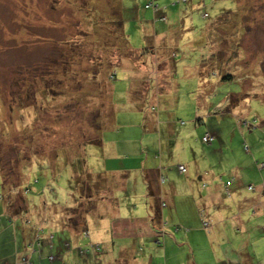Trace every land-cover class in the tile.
Wrapping results in <instances>:
<instances>
[{"label":"rangeland","instance_id":"1","mask_svg":"<svg viewBox=\"0 0 264 264\" xmlns=\"http://www.w3.org/2000/svg\"><path fill=\"white\" fill-rule=\"evenodd\" d=\"M150 2L157 11L143 8ZM165 33L170 36L162 38ZM232 47L235 65L224 73L225 60L234 59ZM63 59L66 70L58 62ZM224 74L232 80H221ZM135 109L137 120L120 113ZM204 134L210 142L201 141ZM99 142L103 149L94 145ZM124 144L131 147L129 158L159 146L166 170L173 171L169 183H201L200 175L232 180V198L223 197L226 207L218 203L220 233L208 234L232 237L234 225L226 218L234 214L250 236L264 238V0H0V264H16L17 251L29 264L25 251L32 249L47 260L35 264H51L49 256L65 257L64 264H103L104 254L85 242L104 240L103 220L116 215L115 207L101 205L102 218L85 215L71 231L62 229L73 220L61 208L79 203L78 212L88 210L83 159L93 172L120 168ZM10 161L7 174L21 181L16 190L1 170ZM177 165L186 172L178 174ZM134 177L131 171L128 188ZM26 184L39 192L38 205L46 200L47 209L31 213L36 219L45 214L43 229L53 237L43 233L39 244L32 240L35 245L13 250L24 218H35L25 213ZM160 186L167 194L166 184ZM108 188L90 201L115 198L125 210L140 201L114 181ZM7 196L10 215L3 209ZM215 252L222 259L207 257V264H225L226 252ZM261 258L264 264V251ZM198 262L197 255L188 264Z\"/></svg>","mask_w":264,"mask_h":264},{"label":"crops","instance_id":"2","mask_svg":"<svg viewBox=\"0 0 264 264\" xmlns=\"http://www.w3.org/2000/svg\"><path fill=\"white\" fill-rule=\"evenodd\" d=\"M169 36L170 34L166 35L165 33L162 38ZM161 42L163 43L162 40ZM138 110H127L120 113L124 116H132L137 120L139 116ZM141 127L143 126L141 125ZM94 145L102 149L105 147L103 142ZM109 148L113 149V146H109ZM120 149L118 155L120 168H112L113 170L108 169L104 172H93L87 168L83 159L84 168L86 169L85 174L89 180L85 184L88 190L86 196L88 210L85 217L90 216L95 221L98 218H102V210L99 207L105 203L109 206L112 205L111 207H115L114 211L116 212V215L111 217L105 216L106 218L103 220L104 228L106 227L104 240L99 239L100 242L98 243L92 241L93 239L90 240L88 237V240L85 242V248H88L90 245L99 246L100 250L98 252L104 254L101 259L103 264H109L111 261L119 264V261H126L127 259H137L141 263L143 261L144 264H188L189 259H192V257L196 258L197 255L200 261L197 264H207L208 262L205 260L207 257H220L216 254L215 250H221V253L226 252L227 262L225 264H260L259 261H261L264 251V238L256 237V234H253L252 231L249 232L252 233V236H250L245 228L246 225L240 221L239 215L233 214L226 218L234 225L232 237L224 238L208 234L210 232L214 234L220 233L221 214L217 213L218 209H220L218 203L226 207L221 203V201L226 199L223 197L232 198L234 191H229L227 195L225 194L223 182L226 180H222V178L216 180L212 175H200L197 176V180H200L201 183L194 184L189 179V183L178 186L175 183L167 182L165 179L173 171L170 170L168 172L166 170L162 155L158 152L159 146L157 150H152V154L145 155L143 154L144 151L138 152V158L136 156L132 158L128 157L125 150H131L129 145L124 144ZM177 166L176 171L178 174L186 172L185 170L184 173H179ZM131 171H134L135 177L132 178L133 183L131 188H128ZM198 171H201V168ZM110 181H114L115 187L122 191L129 189L131 193L130 199L131 197L133 199L139 197V203L131 207L128 206L130 203H127L125 210L123 208L125 202L123 201V204L119 202L118 205V201L115 198L110 199V201H106L104 198H97V201L94 203L90 201L91 197H99V193L107 192V189L110 188H108ZM93 184L95 185L93 186ZM165 184V190L168 191L167 194L163 193V189L160 186ZM40 202L43 204V201ZM50 205L56 207L53 206L54 204ZM96 205L99 206L96 208ZM40 206L42 205L32 207L28 205L27 209H25L26 214L29 213V217H35V214L31 213V209L38 208L39 211ZM46 207H48V204H46L45 200L42 208ZM119 208L126 214L120 215L118 213ZM3 209L9 215L8 209L4 208V206ZM61 209L67 213L72 208ZM40 215L41 212L38 215V219L35 217L34 221L31 222V226L43 227L45 214L44 216ZM61 216H63L62 213L58 217ZM201 220H205L207 223L205 229L202 228ZM179 227L183 229L180 233L178 232ZM83 228L85 229V227ZM201 228L206 231V234H203ZM62 229L73 230L72 227ZM161 229L164 231V235H159ZM33 231L34 229H31L30 226H24L21 230V242L17 243L16 238L15 240L12 239L13 250L19 245L24 249L28 246V243L30 245ZM240 232L246 234L239 236L238 233L240 234ZM33 245L35 244L33 243ZM77 245H79L78 240L76 242ZM37 252L36 249H32V253L25 251L29 264H35L39 258L43 262L47 261L46 258L41 257L40 252ZM23 255L19 254L18 251L14 252L13 262H16V264H26V262L22 263L21 258H19ZM88 255L87 252L86 257ZM64 260L65 257L61 260L54 258L51 264L53 262L54 264L67 263V261L63 262ZM101 260H97V262L100 263Z\"/></svg>","mask_w":264,"mask_h":264},{"label":"trees","instance_id":"3","mask_svg":"<svg viewBox=\"0 0 264 264\" xmlns=\"http://www.w3.org/2000/svg\"><path fill=\"white\" fill-rule=\"evenodd\" d=\"M143 8L144 9H151L153 12H155V11H157L158 10V6H157V4L156 3H154L153 4V2H150V3H148V4H144L143 5ZM226 20H227V18H226ZM157 21L158 22H163V23H165L166 22V18L165 17H163V16H159V17H157ZM224 25H226L227 23H228V21L225 23V21L223 20V22H222ZM213 25V24H212ZM230 26H231V24H230ZM234 34V33H233ZM123 42H124V40H123ZM126 46H127V44H126ZM233 46H235V45H233ZM147 48H144L143 50H146ZM232 51H233V53H232V57H234V59H233V61L230 63V60L228 61V60H225V66H227V68H226V70H224L223 72L224 73H226L227 71H229V70H231L232 68H233V66L235 65V63H234V61H235V54H236V50H237V48L235 47H232ZM143 51H141V53H142ZM149 52V51H148ZM145 53H146V51H145ZM59 63H60V65H62V69L63 70H66V69H64V65L65 64H68L67 63V61L66 60H61V61H58ZM64 62V63H63ZM58 63V64H59ZM51 73V72H50ZM114 77H115V72H114V70L109 74V80H114ZM221 80H232V76L231 75H226V74H224L223 75V78L221 79ZM50 87V86H49ZM51 88V87H50ZM54 93V92H53ZM20 121L22 122V120L20 119ZM23 123V122H22ZM24 124V123H23ZM24 126H26V123L24 124ZM209 136V135H208ZM201 141H202V139H201ZM211 141V140H210ZM209 141V142H210ZM203 142V141H202ZM205 143V142H204ZM74 164V163H73ZM13 169V167L11 166V161L6 165V166H4L2 163H1V170H2V173H4V175H6L7 177H8V183H9V181H10V183H9V187H11V188H9V189H13V190H16V189H14L15 187H17V186H19L20 185V183H21V181H20V183H18V182H15L14 180H13V178H12V176L11 177H9V175L7 174V173H10V171H8V170H10V169ZM78 176V175H77ZM17 183V184H16ZM76 183V182H75ZM231 183H232V180H228V181H225V182H223V186H224V191H225V194L227 195L228 193H229V189H228V187L231 185ZM27 185V186H26ZM26 185H24L23 186V188L21 189V192L23 193V195H24V203L25 204H27L26 202H28V205H29V207L31 206H38V199L39 198H41V196H40V194H39V192H35L36 194H33L31 191L32 190H34V188L29 184H26ZM82 188V187H81ZM10 192V191H9ZM9 192H8V195H9ZM31 192V193H30ZM29 193V194H28ZM26 195H33V196H31L30 198H28V199H26ZM79 196V195H78ZM5 198V197H4ZM79 198V197H78ZM6 200H7V204H6V209H8V207H11L9 204H11V203H9L10 202V197L8 198V196H7V198H6ZM43 202H45V199L43 200ZM28 205H27V207H28ZM162 206H164V205H162ZM19 209L21 208V207H18ZM27 209V208H26ZM81 209V207L79 206V203L76 205V207H74V208H72V209H69L68 211H67V213L71 216V218H72V220H73V224H72V228L73 229H75L76 228V226H78V225H80V223H79V220H81V223L82 222H84V216H85V214H86V212H84V211H82L81 213L80 212H78V211H81L80 210ZM78 210V211H77ZM84 212V213H83ZM14 213V212H13ZM26 213V212H25ZM80 213V214H79ZM10 215V214H9ZM16 215V214H15ZM22 215V214H21ZM18 217H20V218H22L20 215L18 216ZM11 216H8V222H11ZM23 222H24V224H23V226H25V227H31V229L33 228L34 229V231H33V233H32V240L35 242V243H37V244H39L37 241H39V238L41 237L40 235L41 234H43V233H45L44 235H46V237L48 238V240H51L52 239V237H53V235H52V233H50V232H45V230L43 229V227H40V226H31V222H30V220H29V218H26V220H25V218H24V220H23ZM203 224H205V226L203 225ZM201 225H202V228L203 229H205L206 227H207V223H206V221L205 220H201ZM159 235H164V231L161 229L160 231H159ZM81 235L84 237V238H87V234H86V231L83 229V230H81ZM32 243L33 242H30V245L29 246H32ZM34 243V244H35ZM36 244V245H37ZM89 248L90 249H92L93 251H95V252H97V251H99L100 250V248H99V246H97V245H90L89 246ZM86 252V250H82V249H79L78 250V253L79 254H82V253H85ZM53 258L54 257H49V261L51 262V260L53 261Z\"/></svg>","mask_w":264,"mask_h":264},{"label":"built area","instance_id":"4","mask_svg":"<svg viewBox=\"0 0 264 264\" xmlns=\"http://www.w3.org/2000/svg\"><path fill=\"white\" fill-rule=\"evenodd\" d=\"M211 140V138L206 134L202 137V141L205 143H208ZM177 170L179 173H184L185 169L182 166H177ZM205 226V224H203Z\"/></svg>","mask_w":264,"mask_h":264}]
</instances>
